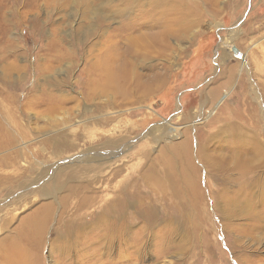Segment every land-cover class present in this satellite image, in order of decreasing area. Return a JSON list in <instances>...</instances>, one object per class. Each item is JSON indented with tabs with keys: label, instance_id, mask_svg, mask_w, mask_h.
I'll return each instance as SVG.
<instances>
[{
	"label": "rangeland",
	"instance_id": "374dc122",
	"mask_svg": "<svg viewBox=\"0 0 264 264\" xmlns=\"http://www.w3.org/2000/svg\"><path fill=\"white\" fill-rule=\"evenodd\" d=\"M0 264H264V0H0Z\"/></svg>",
	"mask_w": 264,
	"mask_h": 264
},
{
	"label": "bare ground",
	"instance_id": "6f19581e",
	"mask_svg": "<svg viewBox=\"0 0 264 264\" xmlns=\"http://www.w3.org/2000/svg\"><path fill=\"white\" fill-rule=\"evenodd\" d=\"M165 3V2H164ZM157 5V4H156ZM170 5V4H169ZM163 6V5H162ZM158 40L160 39H157V38H154V40L151 41V45L152 46H155L157 43H158ZM111 74V73H110Z\"/></svg>",
	"mask_w": 264,
	"mask_h": 264
}]
</instances>
